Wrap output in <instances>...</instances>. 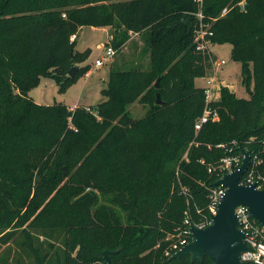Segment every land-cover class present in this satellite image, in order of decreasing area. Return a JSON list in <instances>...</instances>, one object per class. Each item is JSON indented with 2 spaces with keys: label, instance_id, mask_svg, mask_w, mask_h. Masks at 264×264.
<instances>
[{
  "label": "trees",
  "instance_id": "16d2710c",
  "mask_svg": "<svg viewBox=\"0 0 264 264\" xmlns=\"http://www.w3.org/2000/svg\"><path fill=\"white\" fill-rule=\"evenodd\" d=\"M87 26L111 27L117 53L145 34L150 65L113 68L95 109L38 104L42 79L65 93L91 70L71 41ZM205 42L232 46L253 94L222 87L219 120L197 132L206 96L195 82L214 61ZM137 102L148 111L135 120ZM239 147L251 153L245 177L264 178V0H0V264L20 237L31 264H106V250L111 264H213L166 251L186 220H211L222 160Z\"/></svg>",
  "mask_w": 264,
  "mask_h": 264
},
{
  "label": "rangeland",
  "instance_id": "374dc122",
  "mask_svg": "<svg viewBox=\"0 0 264 264\" xmlns=\"http://www.w3.org/2000/svg\"><path fill=\"white\" fill-rule=\"evenodd\" d=\"M79 33L76 50L79 52L89 50L88 58L81 65H90V76L87 77L85 75L78 77L71 83L65 93L59 92L58 85L54 80L44 78L42 85L30 93V96L38 104L53 105L58 102H65L70 107H76V105L82 103L86 107H93L95 109L98 104L106 100L103 95V89L107 87L110 71L113 68L125 69L126 67L129 68L132 66L147 68L150 65V55L143 54V51L147 49L145 34H136L137 36L131 34L126 44L116 53L115 57L112 59L113 61L98 68L96 67V61L105 55L106 49L108 48L107 30H103L100 27L87 26L81 28ZM209 49L214 55V61H211V67L207 76L196 80V87L205 88L207 86V81L215 78L217 82L214 91L215 94H219V97H221L222 87H228L238 98L248 99L250 97L249 89L242 83L241 64L232 59V46L230 44L211 45ZM218 61H225L226 64L219 66ZM250 88L252 90L253 85H251ZM128 111L133 119L138 120L146 116L148 106L137 102L131 105ZM187 155L188 152L183 159H187ZM243 159L244 155L241 157V165ZM249 175H255L254 170H251ZM184 237V235L176 234L174 236V241H178ZM20 242L21 237L17 242L10 244V246L5 249L6 252L4 254H7L9 250L12 251L11 264H17L20 259L24 264H31L32 259L26 258L19 249L17 244ZM106 251H104V253ZM120 251L121 249H118L112 253L116 255Z\"/></svg>",
  "mask_w": 264,
  "mask_h": 264
},
{
  "label": "water",
  "instance_id": "95a60500",
  "mask_svg": "<svg viewBox=\"0 0 264 264\" xmlns=\"http://www.w3.org/2000/svg\"><path fill=\"white\" fill-rule=\"evenodd\" d=\"M79 67H73L69 76L74 77ZM160 88V79L155 84ZM253 92H250V96ZM160 94H157V104L161 105ZM244 155L242 165L238 170L223 175L216 183V187H223L226 193L221 199L217 214L212 217V225L204 229L191 227L193 237L188 245L175 253L172 258L178 259L190 256L191 260L211 259L213 264H245L241 261V255L249 250L241 229V223L236 214V208L245 206L251 217L264 226V189H258L256 184L245 186L241 184L251 166V153L239 147ZM106 264H111L109 252L104 253Z\"/></svg>",
  "mask_w": 264,
  "mask_h": 264
},
{
  "label": "built area",
  "instance_id": "2783aa9c",
  "mask_svg": "<svg viewBox=\"0 0 264 264\" xmlns=\"http://www.w3.org/2000/svg\"><path fill=\"white\" fill-rule=\"evenodd\" d=\"M200 8L203 5V0H195ZM229 12V9L226 8L223 10L221 16H225ZM198 17L200 20L203 19V14L199 12ZM203 24H201V30L198 32V35L196 37L197 42L201 40H205V36L207 34L206 31L203 30ZM212 35V33H210ZM76 35H73L71 37V41L76 40ZM210 44L208 42H205L204 44L199 45V49H204L205 47L209 48ZM117 51L113 49V47L109 46L106 49L105 55L97 59L96 61V67L101 68L105 64L112 61V59L115 57ZM225 61H218L219 66L225 65ZM216 79L212 78L209 81H207V86L205 87V96H206V108L203 113V115L197 120L195 124V130L198 132L200 131L203 126L209 122H216L219 120V114L216 110L212 109L211 103L218 100L219 94H215L214 88L216 86ZM76 107H71L70 109L72 111L75 110ZM241 165V157L238 155H232L229 157H226L222 160V165L220 167V171L223 175L226 173H230L234 170H238ZM247 174V173H246ZM222 175V177H223ZM245 177V176H244ZM243 177V178H244ZM242 178L241 184L245 186H251L253 184H256L258 189H264V178H262L260 175H249L246 176L244 179ZM226 193V189L223 187H216L212 194H211V205H210V214H211V220L208 222H205L201 226H195L190 223L189 220L185 221V227L184 230L181 229L180 235H188L191 234V227H197L199 229L207 228L208 226L212 225V217L217 214L218 205L223 198V196ZM236 214L237 217L241 223V229L245 233L246 238L245 241L247 245L249 246V250L244 252L241 255V261L245 264H264V226L257 223L250 215L248 208L245 206H239L236 208ZM172 239L171 236L167 238L168 241ZM193 241V240H192ZM190 242L188 241V238L185 236L184 238L173 241L170 245V247L166 251L167 256H173L175 253H177L179 250H181L184 246L188 245Z\"/></svg>",
  "mask_w": 264,
  "mask_h": 264
},
{
  "label": "crops",
  "instance_id": "0c3cea01",
  "mask_svg": "<svg viewBox=\"0 0 264 264\" xmlns=\"http://www.w3.org/2000/svg\"><path fill=\"white\" fill-rule=\"evenodd\" d=\"M103 30H107V32H108V42H109V40L111 39V33H112V29H111V27H104V28H102ZM79 34L80 33H78V37H77V41H78V39H79ZM136 35V34H135ZM137 36V35H136ZM131 40H132V37H131ZM130 40V41H131ZM113 61V60H112ZM111 61V62H112ZM90 73L91 72H88V74L86 75L87 77H89L90 76ZM44 82V79H42V82H41V85H42V83ZM40 87V86H39ZM80 105H83V106H85L84 104H82V103H80V104H78V105H76V106H80Z\"/></svg>",
  "mask_w": 264,
  "mask_h": 264
}]
</instances>
